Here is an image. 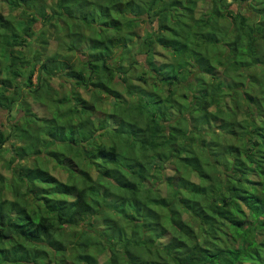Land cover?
<instances>
[{
    "label": "trees",
    "instance_id": "1",
    "mask_svg": "<svg viewBox=\"0 0 264 264\" xmlns=\"http://www.w3.org/2000/svg\"><path fill=\"white\" fill-rule=\"evenodd\" d=\"M47 5L0 0V264H264V0Z\"/></svg>",
    "mask_w": 264,
    "mask_h": 264
},
{
    "label": "rangeland",
    "instance_id": "2",
    "mask_svg": "<svg viewBox=\"0 0 264 264\" xmlns=\"http://www.w3.org/2000/svg\"><path fill=\"white\" fill-rule=\"evenodd\" d=\"M45 2H46V4H48L47 6H49L50 4H52V2H54V0H45ZM247 14H249V13H247ZM34 30L38 34H40L42 37H45L46 40H48V43H49V45H48L49 51L56 48L57 44L54 41V39H55V37H56V35L58 33L56 32V30L54 29V27H52V26L43 27L41 21H38V22H36L34 24ZM139 34L140 35H143L144 34V31H143V28L142 27L139 28ZM60 35H62V33H59L57 36H60ZM21 82H22V78H20V83ZM52 86L54 88H56L58 90V92H64V91H67L68 88H70V85L68 84V81L65 80L64 77H61L60 79L54 78L52 80ZM70 90L78 91L85 98H87V99L89 98L88 97V94L84 90H81L80 88H76V89L71 88ZM34 109L37 110L39 113L41 112V110H39L37 108H34ZM14 113L15 112H13V114ZM18 116H20V113L17 112L16 117H18ZM7 119H8V117L6 116L5 113H0V124H2V123L7 124ZM7 144H9V142ZM4 173H7V172L5 171ZM56 175L57 176H61L60 173H59V171L56 173Z\"/></svg>",
    "mask_w": 264,
    "mask_h": 264
}]
</instances>
